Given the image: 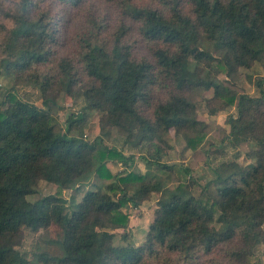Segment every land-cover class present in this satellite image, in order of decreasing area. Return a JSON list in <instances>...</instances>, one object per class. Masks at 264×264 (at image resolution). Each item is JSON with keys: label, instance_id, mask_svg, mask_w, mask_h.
Instances as JSON below:
<instances>
[{"label": "trees", "instance_id": "1", "mask_svg": "<svg viewBox=\"0 0 264 264\" xmlns=\"http://www.w3.org/2000/svg\"><path fill=\"white\" fill-rule=\"evenodd\" d=\"M10 1L5 14L13 26L3 27L0 75L39 89L43 107L12 91L0 95V264H264L255 251L264 243V76L255 83L256 97L220 79L257 63L264 68V0H107L116 27L96 17L89 0ZM54 6L89 13L75 37L76 57L57 54L64 14ZM134 33L150 45L151 57L138 54ZM210 91L237 111L228 116L231 130L222 144L252 140L256 148L248 154L252 163L219 165L199 197L189 180L167 187L150 173L129 171L134 156L105 141L116 129L125 144L145 147L150 166L176 172L161 162L162 146L176 130L187 148L199 149L207 124L194 96ZM61 93H82L86 105L68 117L67 130L50 108ZM88 110L105 114L93 141L83 134ZM109 162L124 172L113 173ZM94 178L112 182L71 207L64 192ZM41 181L57 192L30 201ZM154 193L161 195L158 217L137 248L128 231L116 230L128 228V209ZM52 224L61 230V254L29 260L18 249L23 231Z\"/></svg>", "mask_w": 264, "mask_h": 264}, {"label": "rangeland", "instance_id": "2", "mask_svg": "<svg viewBox=\"0 0 264 264\" xmlns=\"http://www.w3.org/2000/svg\"><path fill=\"white\" fill-rule=\"evenodd\" d=\"M10 0H0V65L4 58L3 43L5 39L6 30L11 29L13 23L7 19L5 10L9 6H13ZM141 3L149 2V0H139ZM93 5V14L98 18H104L111 26L118 25V15L115 8L108 3L107 0H89ZM89 8V5H87ZM53 7L54 10H60L64 15L61 18L62 27L61 42L57 46V54L59 56L67 55L71 58L76 57L77 47L75 44L76 35L82 31V27L88 25L87 19L89 13L82 14L73 10L72 13H65L61 7ZM90 10L92 8L90 7ZM86 11V10H85ZM5 28V29H6ZM132 41L137 42L138 54L141 56L151 57L150 45L144 42L138 33H134ZM191 66L195 68L196 62L191 61ZM264 76V68L261 64H255L251 69H240L239 72L231 78L220 75V79L226 82L234 92L238 94H248L256 97L259 95L258 89L255 86L256 81ZM14 92L19 98L43 107L42 97L39 89L26 83L17 85L15 76L3 74L0 75V95ZM166 96L165 93L161 94V98ZM214 93L203 92L197 93L194 96V101L198 104V118L207 124V136L205 142L194 151L187 148L186 142L181 134L176 130H171L168 134L167 145L162 146L163 156L161 162L169 166H174L176 172H164L157 167H152L143 158L148 154L145 147H135L133 145L125 144L124 136H122L116 129L111 130V136L106 138L105 141L109 146H114L124 152L126 156H134L136 165L133 171L138 174L150 173L160 179L167 187H174L181 180H189L194 194L199 197L203 191V187L215 177L214 170L224 162L236 161L245 166L254 162L248 157V154L256 148L254 141L249 140L244 142L238 147L232 146L230 143L222 144L225 138L230 133V125L227 123L228 116L236 114V107L227 105L224 101L213 99ZM51 112L58 122L61 130H67V119L71 114H78L85 110L86 105L82 93L76 96H69L65 93L57 95L56 104L50 106ZM87 121L85 123L84 138L93 141L101 134V119L105 114L88 110ZM152 112V111H151ZM212 112H216L212 115ZM148 116L151 114L147 113ZM217 149H220L217 151ZM108 168L117 173L123 171L122 165H116L112 162L108 163ZM189 169L190 175H187L183 169ZM128 171V172H129ZM124 172V171H123ZM191 180V181H190ZM112 180H103L94 178L92 183L82 185L79 189L66 190L64 198L68 200L69 205L72 207L73 203L79 202L83 195L95 189L98 185L105 189ZM95 184V185H94ZM57 192V187L53 184L41 181L37 187V193L29 197L30 201H36L38 198L54 195ZM211 192H214L213 188ZM161 195L154 193L151 197L144 201L138 208L130 207L128 212L131 214L130 225L126 229L116 230L118 234H123L128 231L130 234L131 242L138 248L146 240L150 233L151 225L158 217V200ZM61 230L52 224L46 229L38 232H31L30 230L23 231V238L18 247L20 252L25 255L29 260L34 258L35 254L46 252L52 256L61 254L60 248ZM123 241L120 236L116 238V245H122ZM256 254L260 255L264 263V243L259 245L256 249Z\"/></svg>", "mask_w": 264, "mask_h": 264}]
</instances>
